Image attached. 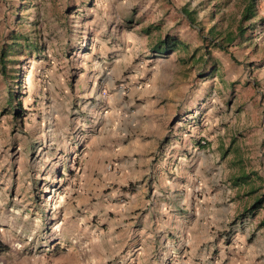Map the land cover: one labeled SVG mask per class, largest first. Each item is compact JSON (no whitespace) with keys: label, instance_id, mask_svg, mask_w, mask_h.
Returning <instances> with one entry per match:
<instances>
[{"label":"rangeland","instance_id":"1","mask_svg":"<svg viewBox=\"0 0 264 264\" xmlns=\"http://www.w3.org/2000/svg\"><path fill=\"white\" fill-rule=\"evenodd\" d=\"M245 1L0 0V49L23 38L7 72L18 80L0 75V264H264V0L240 24ZM166 35L186 49L155 58ZM81 75L99 101L77 97ZM141 90L171 115L149 223L101 190L74 125L109 97L140 103ZM118 164L104 169L117 176ZM242 174L260 181L233 185ZM257 197L262 208L243 213Z\"/></svg>","mask_w":264,"mask_h":264},{"label":"crops","instance_id":"2","mask_svg":"<svg viewBox=\"0 0 264 264\" xmlns=\"http://www.w3.org/2000/svg\"><path fill=\"white\" fill-rule=\"evenodd\" d=\"M81 76L76 81L78 83L76 85L77 97L85 98L87 97L85 95L88 94L90 98L95 99L94 101H99L101 96L99 89L96 88V80L85 82L84 76ZM148 94L149 92L145 90L139 91V97H136V100L140 103L127 106L120 102H113V99L109 97L100 109L101 115L100 112L98 115L90 112L83 114L85 116L81 113L74 117V120L77 121L74 123L75 128H78L79 131L75 137L83 144L82 150H87L90 154H97L96 167L103 174L100 178L101 190L104 188L103 180L105 184H109L106 188L111 191L109 194L108 192L105 194V201L108 200L107 194L111 199L124 198L123 203L128 207H139L145 211L148 216L143 217V215L142 219H146V223H149L150 219L152 220V217L149 216L151 213L149 201L154 191L153 176L149 177L148 175L152 167L160 168L155 161L152 163V160L156 149L168 142L162 139L163 125L166 127L171 117L168 109L164 114L162 105L151 103L147 97ZM93 103L97 109V102ZM129 106L133 107L130 113L127 109ZM87 118L91 122L86 125V121H83L84 125L79 126L78 120L82 121ZM112 161L119 163L117 176L112 173L113 171L107 173L104 169V165ZM130 183H132L131 188L126 186ZM147 190H149L148 195ZM148 233L154 234V231L148 230L147 236Z\"/></svg>","mask_w":264,"mask_h":264},{"label":"trees","instance_id":"3","mask_svg":"<svg viewBox=\"0 0 264 264\" xmlns=\"http://www.w3.org/2000/svg\"><path fill=\"white\" fill-rule=\"evenodd\" d=\"M254 17H255V11H254L253 2L251 0L245 1V4L243 5L241 12L239 14V23L242 24L244 22H247L253 19ZM144 33H148V31L144 30ZM243 34H244V29L242 26H239L236 28L235 35H232L231 33H225L222 38L224 45H230L236 37L240 38L243 36ZM20 40H23V38L21 36L16 35L11 38L12 42H10V44L5 46V49L4 48L0 49V75L2 76L3 80L7 84L9 83L14 84L18 80V76L16 74L9 75V73L7 72L8 71L12 72V67L8 68V65L16 61L10 60L9 58L15 57L16 51H18V48H21L22 43L20 42ZM26 47L27 49H29L31 46H28L26 44ZM216 47L219 50H222V51L224 50V47L221 45H216ZM184 49H186L185 44L181 42L178 38L170 36V35H166L164 36V38L155 42V44L150 48V52H152L156 56L167 57L175 51L184 50ZM13 93L14 92L12 90L8 91L7 93L8 105L6 106L8 107V110L10 112L13 111L14 114L18 115L19 111L15 107H13L11 104L12 96L14 95ZM252 175L253 174H242L239 177H236L233 185L235 186L240 185V184L241 185L242 184L251 185L255 181H260L259 180L260 178L257 177L256 174L253 177L254 180H252L251 179ZM250 193H253V191L250 190L249 194ZM260 196L264 197V192ZM260 202L261 200L259 197L253 199L252 203L243 210V213L252 214L254 211L258 210L259 208H262V205H260ZM56 245L58 246V244ZM59 250H61V248H59ZM7 251H8V246L0 242V255L6 253Z\"/></svg>","mask_w":264,"mask_h":264}]
</instances>
